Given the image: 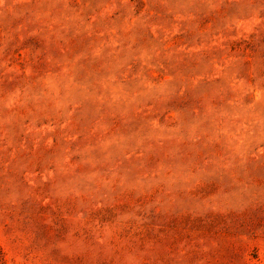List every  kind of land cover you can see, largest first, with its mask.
I'll return each instance as SVG.
<instances>
[{
	"label": "rangeland",
	"instance_id": "374dc122",
	"mask_svg": "<svg viewBox=\"0 0 264 264\" xmlns=\"http://www.w3.org/2000/svg\"><path fill=\"white\" fill-rule=\"evenodd\" d=\"M0 264H264V0H0Z\"/></svg>",
	"mask_w": 264,
	"mask_h": 264
}]
</instances>
